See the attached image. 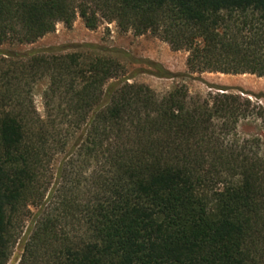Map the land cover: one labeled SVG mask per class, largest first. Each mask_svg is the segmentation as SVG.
<instances>
[{"label":"trees","instance_id":"16d2710c","mask_svg":"<svg viewBox=\"0 0 264 264\" xmlns=\"http://www.w3.org/2000/svg\"><path fill=\"white\" fill-rule=\"evenodd\" d=\"M78 17L185 51L189 75L264 78V0H0V264L19 244L18 264H264V136L226 141L252 117L264 133V106L159 96L104 56L3 49Z\"/></svg>","mask_w":264,"mask_h":264},{"label":"rangeland","instance_id":"374dc122","mask_svg":"<svg viewBox=\"0 0 264 264\" xmlns=\"http://www.w3.org/2000/svg\"><path fill=\"white\" fill-rule=\"evenodd\" d=\"M3 49L20 53L58 49L62 54L81 52L87 55L104 56L121 64L123 68L121 78L129 79L130 84L148 86L159 96H164L175 88L183 86L187 89L190 98H201L202 101L211 102L218 93H223V89H228L231 94L242 95L254 104L264 106V78L214 73L189 75L188 53L173 51L168 43L152 34L136 36L133 32L123 33L114 23H104L92 31L78 17L71 28L60 23L55 32L34 45L21 47L5 45ZM166 72L174 77L164 76ZM46 87L45 80L34 91L35 105L42 115L44 114L42 96ZM256 96L259 99H256ZM263 136L261 120L252 117L241 121L226 141L242 142ZM22 253L23 247L19 244L15 247L8 264H18Z\"/></svg>","mask_w":264,"mask_h":264}]
</instances>
